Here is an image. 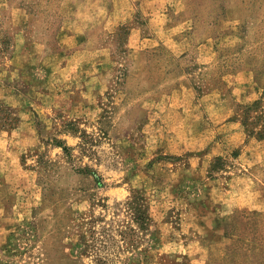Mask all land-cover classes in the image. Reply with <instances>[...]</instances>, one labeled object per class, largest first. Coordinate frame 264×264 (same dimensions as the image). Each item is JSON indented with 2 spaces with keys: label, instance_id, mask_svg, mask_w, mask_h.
<instances>
[{
  "label": "rangeland",
  "instance_id": "rangeland-1",
  "mask_svg": "<svg viewBox=\"0 0 264 264\" xmlns=\"http://www.w3.org/2000/svg\"><path fill=\"white\" fill-rule=\"evenodd\" d=\"M159 11L0 0V264H264V0Z\"/></svg>",
  "mask_w": 264,
  "mask_h": 264
},
{
  "label": "crops",
  "instance_id": "crops-1",
  "mask_svg": "<svg viewBox=\"0 0 264 264\" xmlns=\"http://www.w3.org/2000/svg\"><path fill=\"white\" fill-rule=\"evenodd\" d=\"M116 1H121V0H116ZM123 1H126V0H123ZM143 1L147 5L148 9L151 10V21L155 20L157 27L172 28L176 25V24L166 22L165 13H161L159 11L160 8H163V0H143ZM144 39H146L147 41L151 40L150 37H145Z\"/></svg>",
  "mask_w": 264,
  "mask_h": 264
},
{
  "label": "trees",
  "instance_id": "trees-1",
  "mask_svg": "<svg viewBox=\"0 0 264 264\" xmlns=\"http://www.w3.org/2000/svg\"><path fill=\"white\" fill-rule=\"evenodd\" d=\"M64 147H66V146H64Z\"/></svg>",
  "mask_w": 264,
  "mask_h": 264
}]
</instances>
